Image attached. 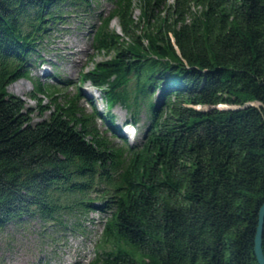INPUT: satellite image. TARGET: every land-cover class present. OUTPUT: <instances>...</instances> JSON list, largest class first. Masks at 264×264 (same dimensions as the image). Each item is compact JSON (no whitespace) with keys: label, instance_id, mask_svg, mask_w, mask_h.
Masks as SVG:
<instances>
[{"label":"trees","instance_id":"16d2710c","mask_svg":"<svg viewBox=\"0 0 264 264\" xmlns=\"http://www.w3.org/2000/svg\"><path fill=\"white\" fill-rule=\"evenodd\" d=\"M92 1L0 0V229L37 217L84 232L88 213L99 211L100 237L82 264H258L264 0H109L92 44L111 56L81 74L70 96L33 82L30 98L52 99L38 103L49 113L34 122L7 88L29 76L53 26ZM113 18L121 33L109 27ZM87 81L107 115L82 92ZM116 105L136 128L147 113L137 142L119 133Z\"/></svg>","mask_w":264,"mask_h":264},{"label":"rangeland","instance_id":"374dc122","mask_svg":"<svg viewBox=\"0 0 264 264\" xmlns=\"http://www.w3.org/2000/svg\"><path fill=\"white\" fill-rule=\"evenodd\" d=\"M111 7L109 0H93L86 12L72 13L66 17V23L53 26L49 37H45L41 46H37L35 55L39 56L31 63L29 76L19 78L8 86L10 93L21 97L33 109L32 121H38L49 113L46 109L43 115L39 114V102L46 108L52 106V99L46 94H37L35 99L29 97L33 82L56 86L60 93L70 96L80 87L81 74L93 68L97 61L111 56L112 53L98 51L92 44L94 29L101 16L108 15ZM139 15L140 9L135 4L133 17L137 19ZM109 27L121 33L117 18L109 22ZM141 27L142 25L138 32H141ZM65 79H70L72 83L64 84ZM81 86L82 92L93 99L98 111L107 115L108 108L100 92L88 81ZM78 103L84 109L89 108L83 97ZM110 113L114 114V122L120 128L119 133L126 137L127 143H135L141 139L143 126L148 121L143 108L138 115L140 122L137 128L125 123L130 118L124 107L116 105ZM95 123L97 128H108L99 119ZM105 134L115 145L121 144L122 140L113 130L109 129ZM91 196L94 197L95 194L92 193ZM102 216L99 211L88 213V218L92 221L89 219L84 222V232L70 230L69 226H63L64 223L49 227V224L43 225L45 223L37 217L18 224H6L0 229V264H82L94 255L102 228L98 221Z\"/></svg>","mask_w":264,"mask_h":264},{"label":"water","instance_id":"95a60500","mask_svg":"<svg viewBox=\"0 0 264 264\" xmlns=\"http://www.w3.org/2000/svg\"><path fill=\"white\" fill-rule=\"evenodd\" d=\"M263 221H264V203L261 205L258 212V223L254 238V254L258 264H264V254L262 252V247H261Z\"/></svg>","mask_w":264,"mask_h":264},{"label":"bare ground","instance_id":"6f19581e","mask_svg":"<svg viewBox=\"0 0 264 264\" xmlns=\"http://www.w3.org/2000/svg\"><path fill=\"white\" fill-rule=\"evenodd\" d=\"M221 106V105H220Z\"/></svg>","mask_w":264,"mask_h":264}]
</instances>
